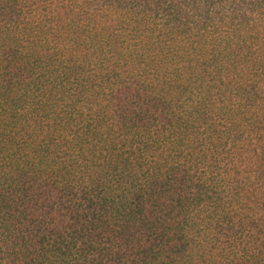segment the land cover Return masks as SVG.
<instances>
[{
	"label": "trees",
	"instance_id": "16d2710c",
	"mask_svg": "<svg viewBox=\"0 0 264 264\" xmlns=\"http://www.w3.org/2000/svg\"><path fill=\"white\" fill-rule=\"evenodd\" d=\"M0 264H264V0H0Z\"/></svg>",
	"mask_w": 264,
	"mask_h": 264
}]
</instances>
